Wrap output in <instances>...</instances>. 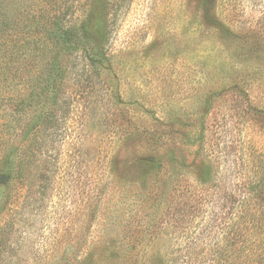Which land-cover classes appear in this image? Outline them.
I'll use <instances>...</instances> for the list:
<instances>
[{
    "label": "rangeland",
    "instance_id": "rangeland-1",
    "mask_svg": "<svg viewBox=\"0 0 264 264\" xmlns=\"http://www.w3.org/2000/svg\"><path fill=\"white\" fill-rule=\"evenodd\" d=\"M262 11L264 0H0V18H21L0 35V264H211L230 206L256 195L264 121L247 111L264 101V55L240 30L259 31ZM10 48L37 81L18 114Z\"/></svg>",
    "mask_w": 264,
    "mask_h": 264
},
{
    "label": "trees",
    "instance_id": "trees-1",
    "mask_svg": "<svg viewBox=\"0 0 264 264\" xmlns=\"http://www.w3.org/2000/svg\"><path fill=\"white\" fill-rule=\"evenodd\" d=\"M262 12V16L255 24L258 26L259 31H255V26H251L252 24H249L247 28L246 25H242L243 28H241L242 30H240V34L243 36H239L241 38L250 37L252 39L251 45H253V47L256 49V53L264 55V11ZM1 17H3L0 18L1 36L9 27L14 26L17 28L18 25L16 24L17 22H20L21 19H18L16 22L15 20H10V17L8 16L3 15ZM62 19L63 18L59 16H57L56 19L54 18V25L61 33L57 40L61 39L62 41L69 43L71 40H73L74 27L65 29L64 25H62ZM24 54H26V52L19 48H10L9 56H6L9 59L10 65H12L14 68L11 78L7 83L9 86L11 85L12 88L18 90L16 92L17 96L15 94L12 95L13 100H11V103L14 105V111L17 114L20 111H23L22 108L25 104H27L28 99L33 98V96L36 95L35 90L37 87V81L33 79L26 81L24 75H22L23 66L21 64V59L24 57ZM95 55L96 53L90 54V52H88L86 59L90 62H94ZM99 55L103 57L102 53H99ZM7 61L8 60H6V62ZM56 75L58 77L54 76L53 79L49 81L51 83V88H49V90L51 91V98L53 101H55L53 92L57 94V91L54 90L58 80H60L62 77L63 72L58 69V73ZM262 79H264V75L262 76ZM24 87H28L30 91L27 98L25 97L26 93ZM56 88H58V86ZM5 107H7V100H4L2 97V100L0 99V108ZM247 114L249 115L248 117L254 122L258 120L263 122L264 101L258 103L250 101L248 104ZM56 123L57 121H51V118L47 120V124L49 126L53 127L56 125ZM3 135V130L0 128V142L3 140ZM257 156L258 157L254 162V181L252 182L253 190H256V195L251 197L252 200H250L248 197H241L236 200L237 203H232V206H230L228 218L229 220L233 219V221L228 227L226 237L228 241L225 238L226 241L222 245L220 253L214 254L211 264H264V148ZM5 161L6 160H4V162ZM4 166H6V162L4 163ZM5 177H7L6 170L0 169V180ZM244 234L246 235V238L244 239L245 245L242 247H237L239 243H243L244 240H242L241 237ZM4 242L6 243V240L2 237L0 239V245H2Z\"/></svg>",
    "mask_w": 264,
    "mask_h": 264
}]
</instances>
